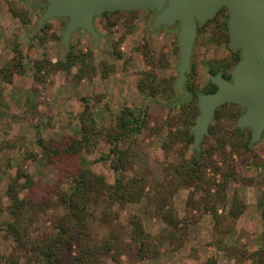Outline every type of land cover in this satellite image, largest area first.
I'll list each match as a JSON object with an SVG mask.
<instances>
[{
	"label": "rangeland",
	"instance_id": "obj_1",
	"mask_svg": "<svg viewBox=\"0 0 264 264\" xmlns=\"http://www.w3.org/2000/svg\"><path fill=\"white\" fill-rule=\"evenodd\" d=\"M43 10L44 4L39 1L0 0V264H40L32 251L20 248L8 231L9 223L21 226L36 240L53 231L63 211L57 204L40 205L49 197L54 203L57 201L54 187L65 179L72 164L66 159L48 162L40 141L52 143L64 136H78L80 114L87 103L104 132L116 124L118 114L126 106L140 107L148 115L142 132L121 142L122 148L134 145L124 175L145 179L144 194L139 202L113 206L109 210L114 214L109 219L113 220V229L126 236L131 215H137L155 241L158 253L139 259L130 249L118 259L106 255L100 264H264V214L260 206L264 203V186L262 172L254 166L252 155L246 154L243 147H238L239 154L235 148L230 159L239 179L230 183L225 200L220 198L218 202L208 197V185L186 183L176 173V167L184 165L196 150L194 142L186 147L177 138L183 123L176 118L178 107L168 105L172 97L183 96L170 87L173 82L175 87L178 77L180 23L155 28L157 11L153 9L102 14L95 19L99 38L78 29L66 44V19H49L40 27ZM227 20V13L222 11L200 24L185 85L190 79L192 87L208 88L213 81L211 70L226 66L233 59L235 49L230 47L229 33L221 31L222 25L228 30ZM45 24L48 27L41 30ZM16 44L24 53V71L5 78L1 69L12 61ZM70 48L84 53L89 66L86 76H77L80 64L70 73L45 69L37 76L36 61L63 60ZM146 71L154 72L163 81L159 90H141ZM222 110L220 117L214 115L210 126L216 127V133L209 131L203 138L200 154L203 149L214 148L216 152L221 146L231 152V143L239 136L249 132L252 136L250 129L237 124L244 108L239 114L231 105ZM112 146L103 137L93 151L82 152L76 160L86 162L113 183L116 173L109 161L101 160ZM252 150L264 158V135L259 143L252 144ZM208 162L204 175L218 183L216 169L223 162L217 152ZM19 173V185L26 178L31 180L21 189L20 196L34 204L21 211L23 221H17L10 213L12 202L7 194L9 182ZM211 192L217 191L212 188ZM202 207L208 211L200 212ZM104 210L102 201L96 215L101 217ZM169 218L179 221L177 228L182 232L170 224ZM105 229L97 228L94 239L103 241L111 228Z\"/></svg>",
	"mask_w": 264,
	"mask_h": 264
},
{
	"label": "trees",
	"instance_id": "obj_2",
	"mask_svg": "<svg viewBox=\"0 0 264 264\" xmlns=\"http://www.w3.org/2000/svg\"><path fill=\"white\" fill-rule=\"evenodd\" d=\"M225 10L224 8L222 11ZM118 12L121 11H107L103 15ZM24 20L25 23L27 18ZM47 27L48 24H45L41 30ZM14 52L15 55L12 61L1 69V73L5 78H11L16 73L24 71V53L19 45L16 44ZM147 53L148 51L145 50L144 54L146 56H148ZM240 58V52L234 51L231 62L226 66L221 65L217 70L212 69L211 74L214 76L223 72L224 77H230L226 75L227 69L238 63ZM78 64L80 65L78 66L77 76L83 78L86 76L89 68L85 55L83 52H74L70 48L66 58L63 60H58L54 63L49 60L36 61L37 76L39 77V73L45 69H49V71L63 70L70 73L72 68ZM92 69L94 70V68ZM145 75L144 81L140 84L142 91L153 92L159 90L162 84L164 85L163 81L158 79L154 72L146 71ZM189 80L186 82L185 89L187 88L186 90L190 91V95L183 101H181L180 96L176 99L172 97L168 104L179 109L176 118L183 123V127L178 130L179 132L176 133V136L184 142L186 147L192 145L194 142L192 127L196 122V117L200 113L199 96L216 90V84L213 81H211L208 88L198 89L192 87ZM173 83L170 84V87L173 91L177 92ZM227 105L234 107L237 111L235 114H239V111L242 109L236 103H224L217 108L215 112L216 118L220 117L221 113L223 114L222 109ZM187 108H189V111H186L188 110ZM147 117L148 115L144 109L126 106L118 114L116 124L104 132L102 128L98 127L93 112L90 110V105L87 103L80 114V134L78 136H64L61 140H54L52 143L40 141L48 162H61L66 159V161L70 160L72 168L67 170L64 176L65 179H60L54 187L55 199L57 201L54 203L51 200L52 198L49 197L40 205L44 207L45 205L57 204L63 211L56 219L51 233L44 235L41 240H36L29 237L27 231L22 229L21 226H16L14 222L9 223L8 231L16 237L20 248L32 251L40 264H100L104 256L110 255L118 259L122 252H129L130 249L134 250L135 256L139 259L158 253L155 241L151 239V234L145 231L137 215H131V228L126 236L113 229L110 225L113 220L109 219L111 214H114L109 210L113 206H124L129 203L139 202L144 194L145 179L137 177L127 178L124 175L130 166L129 157L133 152L134 145L131 144L128 148H122L121 142L136 133H141L147 126ZM237 130L240 131V128L237 127ZM209 131L215 134L216 127L211 125ZM103 137H106L113 144L109 153L103 155L101 158L103 161H109L111 169L116 173L113 183H108L105 175L94 171L86 162L76 160L82 152L93 151ZM239 137L235 143H231V152H227L223 146L219 147L216 151L219 159L223 162L221 165H216L218 167L216 174L220 176L218 183H216L215 179H206L204 175L209 164L208 160H211L213 155L216 154L214 148L203 149L201 154L193 148V156L184 165L176 167V173L182 176V179L186 183L195 182L197 186L200 183L208 185V197L215 202L220 201V198L225 200L228 186L232 181L239 179L236 166L231 162L230 156L235 151V148L236 152L240 154L241 151L238 147H243L246 154L250 153L254 158V166L262 172V179H260L262 180V186H264V158L252 150L250 132L247 136L242 135ZM239 141L242 142L241 145L238 143ZM223 165H225V168ZM23 176L29 175L25 174ZM21 177L20 173L13 177L11 182H9L7 190V194L12 202L9 207L10 213L15 216L17 221H23L21 216L22 210L34 207L31 200L25 201L20 196L21 189L26 186L25 184L31 182L30 178H26V182L19 185ZM212 188H215L217 192L212 194ZM102 201L105 202L106 211L104 210L101 217H98L96 212ZM260 206L264 214V203ZM199 210L200 212L208 211L205 207L203 209L199 208ZM164 216L167 219V215ZM168 221H170V224L176 226V230L182 232L181 229L177 228L178 220L173 221V219L169 218ZM99 227L103 228V230L106 227L111 228L107 234H104L103 241L101 242L95 240L93 236V233Z\"/></svg>",
	"mask_w": 264,
	"mask_h": 264
},
{
	"label": "water",
	"instance_id": "obj_3",
	"mask_svg": "<svg viewBox=\"0 0 264 264\" xmlns=\"http://www.w3.org/2000/svg\"><path fill=\"white\" fill-rule=\"evenodd\" d=\"M44 4L39 26L49 19H66L63 41L78 29L99 38L95 19L110 11L154 9L155 28L180 23L178 31L179 64L175 88L183 101L190 92L185 89L198 24L213 18L223 7L228 11L230 46L239 49L241 58L233 70L232 81L213 76L217 90L199 97L200 114L192 128L194 147L200 152L203 138L219 106L236 103L245 109L237 124L252 132V144L264 135V0H29Z\"/></svg>",
	"mask_w": 264,
	"mask_h": 264
},
{
	"label": "flooded vegetation",
	"instance_id": "obj_4",
	"mask_svg": "<svg viewBox=\"0 0 264 264\" xmlns=\"http://www.w3.org/2000/svg\"><path fill=\"white\" fill-rule=\"evenodd\" d=\"M226 9L225 10V12L227 13V15H228V11H227V8L226 7H223L213 18H215L223 9ZM154 10V9H153ZM229 17V16H228ZM212 19V18H211ZM210 20V19H209ZM209 20H207L206 22H208ZM205 22V23H206ZM227 26H228V30H226V28H225V26L224 25H222V29H221V31L224 33V34H228L229 33V38L231 37V31H230V29H229V25H228V20H227ZM199 27H200V24H198V30H199ZM198 30H197V32H198ZM198 34V33H197ZM229 43H230V40H229ZM231 47V46H230ZM232 48V47H231ZM233 49V48H232ZM234 51H239L240 52V50L239 49H235ZM233 70H234V68H232V70L230 71V73H227L226 75H229L230 77H224V75H223V72L222 73H218V74H216V75H221L224 79H226V80H229V81H232V79H233ZM215 76V75H214ZM213 78V77H212ZM213 80V79H212ZM217 85H216V90H217ZM215 90V91H216Z\"/></svg>",
	"mask_w": 264,
	"mask_h": 264
}]
</instances>
